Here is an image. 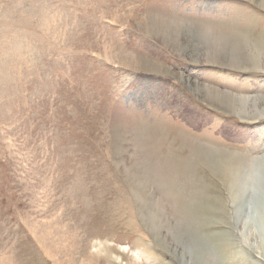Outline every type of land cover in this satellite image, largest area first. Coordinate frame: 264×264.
I'll use <instances>...</instances> for the list:
<instances>
[{
    "label": "rangeland",
    "instance_id": "374dc122",
    "mask_svg": "<svg viewBox=\"0 0 264 264\" xmlns=\"http://www.w3.org/2000/svg\"><path fill=\"white\" fill-rule=\"evenodd\" d=\"M263 5L0 0V264H264Z\"/></svg>",
    "mask_w": 264,
    "mask_h": 264
},
{
    "label": "bare ground",
    "instance_id": "6f19581e",
    "mask_svg": "<svg viewBox=\"0 0 264 264\" xmlns=\"http://www.w3.org/2000/svg\"><path fill=\"white\" fill-rule=\"evenodd\" d=\"M263 6H264V5H263ZM234 41H235V40H234ZM233 45H234V44H233ZM241 47H242V46H241ZM234 50H235V52H234L235 54H237V55H239V56L242 54V53L240 54L241 48H238V46H235V49H234ZM242 52H243V51H242ZM251 60H252V57H251ZM258 62H259V58H258V59H255V60H254V58H253L252 63H253L254 65H257ZM221 95H222V94H221ZM223 96H224V98H225V97H228V98H230V99L232 100V98L229 97V96H227V95H223ZM240 100H243V101H244L243 107H242V109L240 110V112H241L242 114H246L247 111H250V112H252V111H253V112H259V111H257V108L247 110V106H248V105H246L245 102L248 104L249 98H248V99H246V98H240ZM246 100H247V101H246ZM234 101H235V99L232 100V102H234ZM205 149H206V148H205ZM205 155H207V151H205ZM207 156H210V155H207ZM257 173H258V172L256 171V173H255L256 175H255V176L258 175ZM0 260H1V259H0ZM1 261H3V260H1ZM4 261H5V260H4Z\"/></svg>",
    "mask_w": 264,
    "mask_h": 264
}]
</instances>
